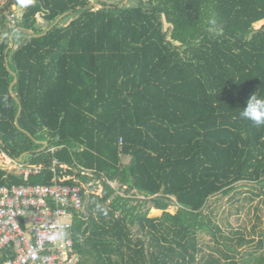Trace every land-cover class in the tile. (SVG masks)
I'll use <instances>...</instances> for the list:
<instances>
[{"label":"trees","instance_id":"trees-1","mask_svg":"<svg viewBox=\"0 0 264 264\" xmlns=\"http://www.w3.org/2000/svg\"><path fill=\"white\" fill-rule=\"evenodd\" d=\"M123 2L9 1L0 159L41 168L0 186L79 187L78 264H264V125L240 116L264 97V0Z\"/></svg>","mask_w":264,"mask_h":264},{"label":"built area","instance_id":"built-area-1","mask_svg":"<svg viewBox=\"0 0 264 264\" xmlns=\"http://www.w3.org/2000/svg\"><path fill=\"white\" fill-rule=\"evenodd\" d=\"M9 1L0 0V25L11 29L22 15L19 4L5 10ZM40 168L21 164L18 173L27 177ZM82 205L79 187L56 179L50 185L0 186V253L12 255L4 264H78L72 219Z\"/></svg>","mask_w":264,"mask_h":264},{"label":"rangeland","instance_id":"rangeland-1","mask_svg":"<svg viewBox=\"0 0 264 264\" xmlns=\"http://www.w3.org/2000/svg\"><path fill=\"white\" fill-rule=\"evenodd\" d=\"M262 24H264V22H260V23H258V24H256L255 25V28H258L260 25H262ZM18 39V37H14V41L16 42V41H18L17 40ZM14 166H15V164L13 163V162H10L9 160H7V159H1L0 160V168H2V169H5V170H12V168H14ZM245 188H242V189H239L238 190V192H240V193H244L245 192ZM243 195L244 194H242V195H236L235 196V198L236 199H239L244 205H248V203L246 202V201H243V199H242V197H243ZM228 198H229V196H226V197H224L223 199H221L220 201H218L217 202V204H216V206H218L219 207V213H220V217H221V219L222 218H227V214H228V212L230 211H234V209H235V207L237 206V205H239L238 203H230L229 201H228ZM241 203V204H242ZM255 205V202H253L252 203V206H254ZM233 206V207H232ZM167 212H169V213H171V214H173L174 212H175V207H170V208H168V210H167ZM252 214V211H250V215ZM150 215L152 216V217H157V216H160L161 215V212L160 211H156V210H153V211H151V213H150ZM234 215V214H233ZM229 216L228 217V221L232 224V225H235V224H237V222H236V218L234 217V216ZM237 216H239L240 218H239V221H238V223L240 222L241 224H247V223H249V224H247V227H250L254 222H253V220L252 221H250V222H247L248 220H246L247 218H246V216H245V212H242V213H240L239 215H237ZM259 216H260V219H261V225H260V229H263L264 230V211H262L261 213H259ZM202 239H203V241L205 242V243H209L210 242V237L208 236V235H205V234H203L202 235Z\"/></svg>","mask_w":264,"mask_h":264},{"label":"clouds","instance_id":"clouds-1","mask_svg":"<svg viewBox=\"0 0 264 264\" xmlns=\"http://www.w3.org/2000/svg\"><path fill=\"white\" fill-rule=\"evenodd\" d=\"M246 101L240 112L241 118L252 121L256 126L264 125V97L253 93Z\"/></svg>","mask_w":264,"mask_h":264},{"label":"crops","instance_id":"crops-1","mask_svg":"<svg viewBox=\"0 0 264 264\" xmlns=\"http://www.w3.org/2000/svg\"><path fill=\"white\" fill-rule=\"evenodd\" d=\"M94 1H95V0H94ZM126 2H127V0H124L123 5L126 4ZM22 14H23V10L21 9V10H20V15H22ZM28 33H29V32H28ZM11 45H12V41H11L9 47H11ZM44 144H45V143H43V145H44ZM44 147H46V146H44ZM4 158L7 159V160H9L10 162H13L12 160L8 159L7 157L1 156V159H4ZM1 159H0V160H1ZM21 160H22V159L20 158V159L16 160L15 162H13V163L15 164V166H14V168H12V170H16V171H18V165L24 164Z\"/></svg>","mask_w":264,"mask_h":264},{"label":"water","instance_id":"water-1","mask_svg":"<svg viewBox=\"0 0 264 264\" xmlns=\"http://www.w3.org/2000/svg\"><path fill=\"white\" fill-rule=\"evenodd\" d=\"M60 19H61V18H60ZM60 19H59V20H60ZM59 20H58V21H59ZM28 32H29L30 34H32V32H30V31H28ZM14 82H15V80H14ZM14 82H13V83H14ZM13 96H14V95H13ZM19 111H20V108H19ZM16 126L18 127L17 123H16ZM44 146H46V144H44Z\"/></svg>","mask_w":264,"mask_h":264}]
</instances>
